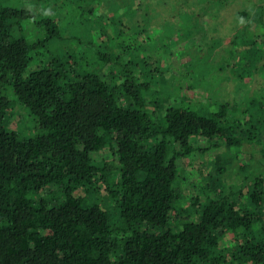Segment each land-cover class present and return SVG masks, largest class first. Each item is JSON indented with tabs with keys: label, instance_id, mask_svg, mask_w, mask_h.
Returning <instances> with one entry per match:
<instances>
[{
	"label": "trees",
	"instance_id": "trees-1",
	"mask_svg": "<svg viewBox=\"0 0 264 264\" xmlns=\"http://www.w3.org/2000/svg\"><path fill=\"white\" fill-rule=\"evenodd\" d=\"M151 11L234 24L207 47L189 23L198 51L167 55L149 51ZM207 53L264 83V0H0V264H264V97L211 101L189 82ZM16 103L30 137L8 123Z\"/></svg>",
	"mask_w": 264,
	"mask_h": 264
},
{
	"label": "rangeland",
	"instance_id": "rangeland-1",
	"mask_svg": "<svg viewBox=\"0 0 264 264\" xmlns=\"http://www.w3.org/2000/svg\"><path fill=\"white\" fill-rule=\"evenodd\" d=\"M54 4L52 7L49 8L53 9ZM72 20V19H71ZM66 21L64 24L66 27V34H68V37L74 36L75 38H80L81 40H91L93 39V34L90 33L87 29H85L89 23L86 21H83L82 27H76V24L74 23L70 24ZM92 26L94 25L93 22H90ZM199 25L200 31H204L203 33H200L198 35H195L196 38L199 39L201 44L209 45V43H214L217 46L220 45V41L224 39L225 34L229 31H232L231 28L234 24V19L229 18H213L210 21H203L202 19L194 20L191 22V20H187L183 18L182 16H176L174 20L172 18L165 15V13H155L154 11H151L149 14V17L146 22H141V25L144 28H148L149 30L157 29V32L153 36L150 35L153 39L152 42H150V50L153 51L157 47L153 46L154 44H157L161 47L163 52H166L167 55L171 54L174 50L173 47L176 46L174 43L177 40H182L184 49L183 51L188 50H197L199 49V41H192V35L190 34L191 27L189 25ZM230 28V30L228 29ZM182 30V31H181ZM198 30V28L196 29ZM206 31V32H205ZM206 34V35H205ZM124 37V36H123ZM190 39H187L189 38ZM74 38V40H76ZM136 38V37H135ZM138 38V36H137ZM72 39V38H71ZM64 42L65 39L63 40ZM184 41V42H183ZM135 40H132V44L135 47ZM65 46V45H64ZM67 46V45H66ZM75 45L73 44L71 48H73ZM207 47L203 49H208ZM70 48V49H71ZM148 49V48H147ZM143 51V49H141ZM92 51V50H91ZM194 52V51H193ZM92 53V52H91ZM153 58L155 60V56L153 55ZM170 63V62H169ZM168 62L165 64V59H162L158 62L159 67L162 69V72L167 71L168 68L167 65H169ZM193 69L196 68V73L194 76L191 77V80H189L190 83L201 85L200 87L202 89H205L207 92H209V97L212 100L214 99H221L224 102H236L237 106L241 109L248 107L250 105L249 101L254 100L253 98H257L258 100L264 97V89L260 91H256L255 89H259L261 87L264 88V83L260 85L253 84V75H254V68L245 66L242 69V72L245 71L243 76H239L237 74V77L229 69H226L223 67V63L218 62L214 56H211V54L207 53L200 59L194 62L192 65ZM171 71L174 74H178L180 71H183V66L179 62L178 58L174 57L171 62ZM170 71V70H168ZM216 71V73H214ZM217 74V75H215ZM258 76L260 77V80L264 79V71L259 72ZM262 78V79H261ZM264 81V80H263ZM172 82V83H170ZM165 81L161 82V80H158L159 88L158 90L161 91L162 94L166 92H172L174 90V85L179 84V80L176 78L173 81ZM254 89V91L252 90ZM158 92V91H157ZM200 93L201 90H198ZM159 93V92H158ZM257 93V94H256ZM162 94L159 93L160 97H164ZM10 99L13 101L15 100L12 94H10ZM199 102V101H198ZM196 102V103H198ZM201 103V102H200ZM198 107L200 104L198 103ZM250 114H248V117ZM241 117V114L239 115ZM239 117L234 116L235 118ZM243 118L245 120L249 118ZM7 120L9 125L15 129L20 136L22 137H30L35 133L36 125L34 123V118L30 113V110L27 107H24L22 104L16 103L15 106L10 110V113L7 115ZM243 120L241 123L236 120V123L234 124V129L237 132V134L242 133L243 131H250L251 133L254 131L252 129V126H254V120L251 122L250 125H248L249 122H246ZM261 123V122H259ZM242 124L243 126H241ZM262 124V123H261ZM258 128V131L261 130V125H256ZM231 154L238 155L239 157H244L242 150L238 148H234L231 151ZM78 194H83V191L80 190ZM107 209L109 210V213L111 214V219L113 222L118 221V215L116 214L115 210H113V206L110 204H107Z\"/></svg>",
	"mask_w": 264,
	"mask_h": 264
}]
</instances>
